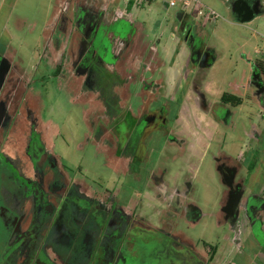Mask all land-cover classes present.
<instances>
[{"label": "rangeland", "instance_id": "1", "mask_svg": "<svg viewBox=\"0 0 264 264\" xmlns=\"http://www.w3.org/2000/svg\"><path fill=\"white\" fill-rule=\"evenodd\" d=\"M198 1L202 4L193 8L185 7L182 0L173 4L134 0L128 8L126 0H115L121 18L117 25L125 36L115 37L105 18L104 28L110 33L104 40L92 35L94 29L83 23V15L87 10L99 11L111 0H0V50L15 66L13 72L9 64L12 77L4 80V86L8 83L19 98L16 104L5 94L3 103L11 114L22 104L34 107L37 138L63 167L67 182L80 185L86 193L113 195L119 194L122 182L127 183L122 190L126 196H117L123 209L136 207L135 215H142L143 223L171 231L187 243L199 238L217 243L220 261L224 253L233 259L238 244L230 240L233 230L221 214L227 194L221 165L237 166L239 180L260 147L258 164L247 176L264 193V164H260L264 161V104L259 103L264 102V0H255L256 14L243 21L236 19L232 9L239 0ZM208 7L216 11V17H205ZM189 29L211 54V63L200 65L190 58L185 35ZM91 49L106 72L103 79L97 74L100 68L91 77L84 69ZM254 65L263 69L256 72ZM193 80L201 83L209 101L226 107L225 119L216 125L209 118L201 120L189 90L181 109L187 114L167 125L171 136L164 132L152 145L145 177L138 176L129 185L133 174L126 172L114 151L113 120L148 109L154 97L153 102H160V96L171 106L170 115L176 110L169 97L171 89L178 84L189 86ZM223 91L239 95L241 103H222ZM194 113L199 127L189 115ZM29 120L0 122L2 134L9 127L15 133L7 146L12 137L18 146L26 142ZM2 191L11 199L5 187ZM21 202L19 196L17 204ZM261 211L258 214L264 215ZM195 250L203 252L201 246Z\"/></svg>", "mask_w": 264, "mask_h": 264}, {"label": "flooded vegetation", "instance_id": "2", "mask_svg": "<svg viewBox=\"0 0 264 264\" xmlns=\"http://www.w3.org/2000/svg\"><path fill=\"white\" fill-rule=\"evenodd\" d=\"M232 9L236 19L240 20L248 10L252 12V18L258 8L255 0H239L233 3ZM194 34L190 29L185 32L190 58L200 65L211 63V54ZM94 52L90 50L84 69L91 77L100 68L97 74L103 79L106 72L99 67V55ZM9 64L0 50V122L10 118L12 121L25 120V117L30 120L28 138L20 146L13 137L11 144L6 145L10 136L15 134L11 127L4 134L0 131V264H264V215L258 214L264 210V193L257 186L258 182H251L247 176L258 164L260 147L252 153L239 180L235 177L237 166L221 165L223 181L227 185V194L220 205L221 214L226 225L233 230L230 240L238 244L233 259L224 253V258L219 261L217 243L203 238L194 244L187 243L171 231L158 230L143 223V216L135 215L136 207L123 209L117 196H126L122 190L127 183L122 182L119 194L113 195L86 193L80 185L67 182L63 167H59L57 159L37 138L34 107L26 108L28 103L25 107L22 104L15 107L12 114L9 109L4 110L5 94L11 95L16 104L19 101L8 83L4 86V80L10 81L12 77L11 73L8 74ZM260 69L263 68L254 65L256 72ZM9 70L15 71L14 63ZM171 90L174 95L169 97H172L176 110H171L170 115L171 106H167L160 96V102H153L154 97L148 109L128 118L122 114L113 120L114 151L125 165L126 172L133 174L129 185L138 180V176L145 177L146 156L152 145L162 139L164 132L171 136L167 125L172 120H179L181 114H187L181 109L189 90L191 102L203 116L201 120L209 118L216 125L226 117V107H218L209 101L199 81L193 80L189 86L178 84ZM224 92L232 93L223 91L220 95L222 103L231 106L241 103V100L238 103L223 100ZM259 103L264 104L262 100ZM185 107L188 109L187 105ZM196 114L189 115L196 120L199 117ZM196 121L199 127V121ZM178 131L183 132V129L178 127ZM194 133L198 135L199 130ZM260 164H264L262 159ZM2 187L11 193V199L4 196ZM143 192L139 191L138 195ZM19 196L22 199L20 205L17 204ZM197 246H201L203 255L195 250ZM224 251L229 252L228 249Z\"/></svg>", "mask_w": 264, "mask_h": 264}, {"label": "crops", "instance_id": "3", "mask_svg": "<svg viewBox=\"0 0 264 264\" xmlns=\"http://www.w3.org/2000/svg\"><path fill=\"white\" fill-rule=\"evenodd\" d=\"M111 4L100 7L99 11H95V13H91L89 10L85 11L83 15V23L88 26V28H93L94 32L92 35H100L102 39L108 40V36L110 32L105 30V26L103 24V21L105 18H108V22L106 24L107 28L112 30L115 37H124L125 32L124 29L117 25V23L120 21V11H118V6L115 4V0H111ZM127 1V0H126ZM107 8L109 11H112L110 14L106 15L103 11ZM97 9V8H96ZM91 10V9H90ZM103 10V11H102ZM128 14V12H127ZM107 16V17H106ZM109 16V17H108ZM87 33V32H86ZM170 67H173L172 63L170 64ZM36 113V112H35Z\"/></svg>", "mask_w": 264, "mask_h": 264}, {"label": "built area", "instance_id": "4", "mask_svg": "<svg viewBox=\"0 0 264 264\" xmlns=\"http://www.w3.org/2000/svg\"><path fill=\"white\" fill-rule=\"evenodd\" d=\"M137 1H142V0H137ZM193 1V3L191 2ZM183 5L186 6H192L193 8H197V6L201 5L202 3L198 0H182ZM174 0H170V4H173ZM198 13H201L202 10L200 8L197 9ZM217 13L214 9L208 7L207 11L205 12V17L210 18V17H216Z\"/></svg>", "mask_w": 264, "mask_h": 264}, {"label": "trees", "instance_id": "5", "mask_svg": "<svg viewBox=\"0 0 264 264\" xmlns=\"http://www.w3.org/2000/svg\"><path fill=\"white\" fill-rule=\"evenodd\" d=\"M134 3V0H127V7L129 8ZM221 98L225 101H231L233 103L240 102L241 98L238 95L224 92Z\"/></svg>", "mask_w": 264, "mask_h": 264}, {"label": "water", "instance_id": "6", "mask_svg": "<svg viewBox=\"0 0 264 264\" xmlns=\"http://www.w3.org/2000/svg\"><path fill=\"white\" fill-rule=\"evenodd\" d=\"M249 7V6H248ZM251 15H252V12L251 11H247V15H243L241 18H240V20H247V19H249L250 17H251Z\"/></svg>", "mask_w": 264, "mask_h": 264}]
</instances>
